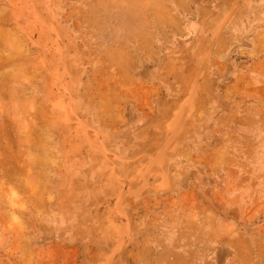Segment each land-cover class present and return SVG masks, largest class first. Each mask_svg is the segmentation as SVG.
<instances>
[{
    "label": "rangeland",
    "instance_id": "1",
    "mask_svg": "<svg viewBox=\"0 0 264 264\" xmlns=\"http://www.w3.org/2000/svg\"><path fill=\"white\" fill-rule=\"evenodd\" d=\"M0 264H264V0H0Z\"/></svg>",
    "mask_w": 264,
    "mask_h": 264
},
{
    "label": "bare ground",
    "instance_id": "2",
    "mask_svg": "<svg viewBox=\"0 0 264 264\" xmlns=\"http://www.w3.org/2000/svg\"><path fill=\"white\" fill-rule=\"evenodd\" d=\"M12 94H13V93H12ZM12 94H11V95H12ZM11 95H10V96H11ZM14 95H15V94H14ZM10 96H9V97H10ZM12 98H13V97H12ZM8 99H9V98H8Z\"/></svg>",
    "mask_w": 264,
    "mask_h": 264
}]
</instances>
